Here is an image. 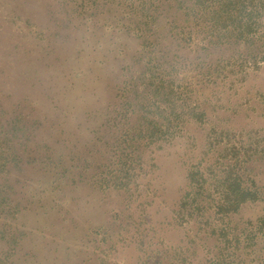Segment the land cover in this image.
<instances>
[{"label":"rangeland","instance_id":"obj_1","mask_svg":"<svg viewBox=\"0 0 264 264\" xmlns=\"http://www.w3.org/2000/svg\"><path fill=\"white\" fill-rule=\"evenodd\" d=\"M121 1L0 0V264H264L263 56Z\"/></svg>","mask_w":264,"mask_h":264},{"label":"trees","instance_id":"obj_2","mask_svg":"<svg viewBox=\"0 0 264 264\" xmlns=\"http://www.w3.org/2000/svg\"><path fill=\"white\" fill-rule=\"evenodd\" d=\"M127 2L133 17L129 28L144 29L145 35L152 30L149 23L157 17L185 18L198 27L197 33L203 35L208 48L246 40L254 43V52L264 58V0H122L121 5ZM192 33L189 30L188 35ZM248 195L242 194L241 199L245 201Z\"/></svg>","mask_w":264,"mask_h":264},{"label":"bare ground","instance_id":"obj_3","mask_svg":"<svg viewBox=\"0 0 264 264\" xmlns=\"http://www.w3.org/2000/svg\"><path fill=\"white\" fill-rule=\"evenodd\" d=\"M11 3H12V2H11ZM7 4H8V2H7ZM41 10H42V9H41ZM41 10H40V11H41ZM41 12H43V11H41ZM41 12H40V13H41ZM18 13H19V12H18ZM25 13H26V12H25ZM31 42H32V41H31ZM29 43H30V42H29ZM29 43H27V44H29ZM34 44H35V43H34ZM19 46H20V44H19ZM28 46H29V45H28ZM24 47H25V45H24ZM34 47H35V46H34ZM26 48H27V47H26ZM26 48H25V49H26ZM33 49H34V48H33ZM34 50H35V49H34Z\"/></svg>","mask_w":264,"mask_h":264}]
</instances>
